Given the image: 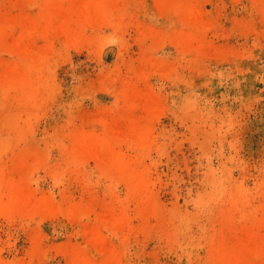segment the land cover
I'll return each mask as SVG.
<instances>
[{
	"label": "rangeland",
	"instance_id": "374dc122",
	"mask_svg": "<svg viewBox=\"0 0 264 264\" xmlns=\"http://www.w3.org/2000/svg\"><path fill=\"white\" fill-rule=\"evenodd\" d=\"M127 4L144 28L170 25L152 0ZM247 6L246 0L206 4L215 27L205 33L200 62L169 37L158 46L140 42L137 25L87 29L90 40L78 47L56 42L37 98L0 101V173L39 159L30 181L59 203L97 209L123 199V184L93 160L74 162L70 138L101 131L99 117L124 123L117 86L148 67L149 87L163 103L143 158L156 210L141 222L128 201L135 226L110 239L121 264H205L215 242L264 219V28L253 33L240 25L253 15ZM123 149L135 153L129 144ZM226 212L229 223L221 219ZM85 240L63 211L0 213L1 264H69L60 244L87 247Z\"/></svg>",
	"mask_w": 264,
	"mask_h": 264
},
{
	"label": "bare ground",
	"instance_id": "6f19581e",
	"mask_svg": "<svg viewBox=\"0 0 264 264\" xmlns=\"http://www.w3.org/2000/svg\"><path fill=\"white\" fill-rule=\"evenodd\" d=\"M213 1L152 0L155 10L170 20V25L161 29L142 27L135 18L137 8L129 6L127 0H1L0 101L35 100L44 85V70L55 43L78 47L87 39V29L107 26L121 31L126 24L137 25L140 42L150 39L158 46L169 37L181 53H189L200 62L205 33L215 27L206 9V4ZM246 2L253 15L245 17L240 25L258 33L264 28V0ZM155 70L166 72L162 66H156ZM151 71L140 67L133 80L117 86V103L127 116L124 123L112 125L105 117H99L101 131L71 133L69 148L74 162L93 160L102 172L123 184V199L97 209L89 202L59 203L52 194L39 193L30 181L39 159L27 164L20 162L13 173H0V213L51 215L63 211L82 227L86 245L92 250L61 243L60 251L69 264H121V251L110 237L135 226L127 202L134 204L133 214L141 222L156 210L149 169L143 161L153 141V120L163 106L147 82ZM139 110L145 111L141 119H137ZM125 144L135 150L133 155L123 149ZM221 215L224 222L231 221L230 213ZM263 228L264 219L256 220L251 226L233 231L231 241L218 240L211 246L205 264H264Z\"/></svg>",
	"mask_w": 264,
	"mask_h": 264
}]
</instances>
